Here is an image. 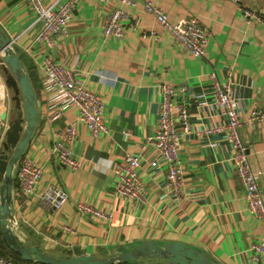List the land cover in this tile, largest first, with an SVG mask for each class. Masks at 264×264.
I'll list each match as a JSON object with an SVG mask.
<instances>
[{
  "label": "crops",
  "instance_id": "obj_1",
  "mask_svg": "<svg viewBox=\"0 0 264 264\" xmlns=\"http://www.w3.org/2000/svg\"><path fill=\"white\" fill-rule=\"evenodd\" d=\"M40 1L50 6L56 0ZM147 2L158 6L170 23L196 18L209 32L204 55L191 56L174 44L145 11ZM114 8L128 15L122 21V39L101 32L104 15ZM241 9L257 13L260 20L247 19ZM134 17L139 18L136 29L130 27ZM40 26L28 0H0V28L31 79L39 111L24 153L32 151L33 160L42 168L39 190L55 185L68 194L60 210L37 198L26 200L17 195V163L11 226L24 243L38 245L48 253L66 254L78 248L94 255H110L118 247L129 249L145 241L181 243L207 254L217 264H259L251 259L250 245L264 241V223L246 208L225 132H201L227 124L214 104L213 85L233 80L243 122L239 135L246 159L256 171L264 204V119L248 121L254 110L264 108V0H136L134 6L120 0H79L67 34L57 40L53 52L34 41ZM143 31H154L155 37L142 39ZM47 54L72 68L79 82L104 97L106 135L92 137L71 108L65 110L62 122L48 121L47 111L63 103L44 88L38 65ZM4 79L0 63L2 128L21 114ZM163 84L183 89L174 102H185L191 119L189 132L183 133L178 122L176 126L184 173L177 194L167 187L163 159L146 142L157 128ZM66 121L73 122L77 131L76 140L69 145L80 163L73 172L59 166L51 152L55 134ZM127 155L140 160L137 173L144 191L137 200L124 199L115 189L116 169ZM79 203L110 214L109 221L102 223L80 214Z\"/></svg>",
  "mask_w": 264,
  "mask_h": 264
},
{
  "label": "built area",
  "instance_id": "obj_2",
  "mask_svg": "<svg viewBox=\"0 0 264 264\" xmlns=\"http://www.w3.org/2000/svg\"><path fill=\"white\" fill-rule=\"evenodd\" d=\"M79 0L54 1L50 6H44L40 0H28L36 20L41 23L34 41L41 44L48 52H53L58 47L57 40L67 34V25L72 18V13ZM103 1V0H102ZM120 2L134 6L136 0H120ZM147 13L153 15L162 31L169 35L174 44L183 51L194 57H201L205 53L209 32L205 30L200 22L189 17L170 23L166 14L158 7L147 2L144 4ZM247 19H259L257 13L248 9H241ZM126 11L114 8L108 11L102 20L101 32L104 35L123 38L122 21L127 18ZM130 24L132 29L139 26V18L134 17ZM155 37L154 31L142 32L140 37ZM13 42V41H12ZM12 43L10 42V45ZM42 72V79L46 92L59 99L61 106L51 107L47 111L50 123L62 122L65 110L73 109L77 113V120L82 123L94 138L107 134L104 123L105 100L104 97L76 79L72 68L62 62L51 59L50 54L43 57L38 65ZM214 104L221 109L227 119L224 126H211L203 129L201 133L210 134L224 131L226 141L232 150V162L237 179L243 186L244 198L247 210L261 222L264 223V204L262 193L256 184V171L252 169L246 159V147L243 145L239 128L243 122L239 117L238 105L240 96L236 91L235 83L229 79L223 83L214 82ZM162 101L159 105L158 124L155 133L147 139L158 155L163 159L166 166L167 187L172 194L179 193L184 181V173L180 161V147L178 143L177 122L182 132L191 130L190 116L185 110V102L176 103L174 97L183 91L174 85H161ZM53 106V105H51ZM264 119V108L254 110L248 119L256 123ZM55 140L51 152L57 164L73 172L80 167V163L74 158L69 145L76 140L77 131L74 123L64 122L60 132L55 134ZM155 164V163H153ZM140 160L131 155L124 158V163L116 169V193L128 200H137L144 191L143 184L138 176ZM14 183L15 193L26 200L37 198L43 205L60 210L68 200V194L63 189L48 185L39 190L43 178L41 166L33 160L32 151L24 153L16 168ZM77 211L82 215H88L92 219L106 223L110 214L104 213L93 206L79 203ZM67 231L70 229L66 228ZM251 259L255 263H264V241H254L250 245ZM0 264H17L10 257L0 253Z\"/></svg>",
  "mask_w": 264,
  "mask_h": 264
},
{
  "label": "water",
  "instance_id": "obj_3",
  "mask_svg": "<svg viewBox=\"0 0 264 264\" xmlns=\"http://www.w3.org/2000/svg\"><path fill=\"white\" fill-rule=\"evenodd\" d=\"M0 63L11 100L20 116L0 127V231L5 245L22 261L42 264H217L207 254L181 243L145 241L139 245L118 247L107 255L85 254L78 248L65 253H48L40 246L27 244L11 226V191L14 169L27 147L38 121L37 99L22 60L0 28Z\"/></svg>",
  "mask_w": 264,
  "mask_h": 264
},
{
  "label": "trees",
  "instance_id": "obj_4",
  "mask_svg": "<svg viewBox=\"0 0 264 264\" xmlns=\"http://www.w3.org/2000/svg\"><path fill=\"white\" fill-rule=\"evenodd\" d=\"M30 81H31V79H30ZM0 253H2L5 256L10 257L17 264H27V262L22 261L20 259L18 254H16L15 252H13L9 248H7V246L5 245L4 240L2 238L1 231H0Z\"/></svg>",
  "mask_w": 264,
  "mask_h": 264
},
{
  "label": "rangeland",
  "instance_id": "obj_5",
  "mask_svg": "<svg viewBox=\"0 0 264 264\" xmlns=\"http://www.w3.org/2000/svg\"><path fill=\"white\" fill-rule=\"evenodd\" d=\"M26 262V261H25Z\"/></svg>",
  "mask_w": 264,
  "mask_h": 264
}]
</instances>
